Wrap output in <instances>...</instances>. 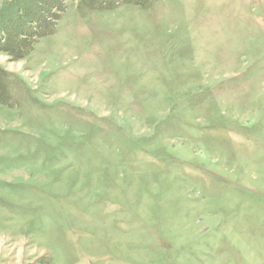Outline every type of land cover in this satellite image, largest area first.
<instances>
[{
    "label": "rangeland",
    "instance_id": "374dc122",
    "mask_svg": "<svg viewBox=\"0 0 264 264\" xmlns=\"http://www.w3.org/2000/svg\"><path fill=\"white\" fill-rule=\"evenodd\" d=\"M0 67V264H264V0H67Z\"/></svg>",
    "mask_w": 264,
    "mask_h": 264
},
{
    "label": "trees",
    "instance_id": "16d2710c",
    "mask_svg": "<svg viewBox=\"0 0 264 264\" xmlns=\"http://www.w3.org/2000/svg\"><path fill=\"white\" fill-rule=\"evenodd\" d=\"M67 0H0V51L13 59L29 54L34 44L55 32ZM159 0H81L90 10H112L121 5L150 7ZM0 104L11 105L10 81L0 67Z\"/></svg>",
    "mask_w": 264,
    "mask_h": 264
}]
</instances>
